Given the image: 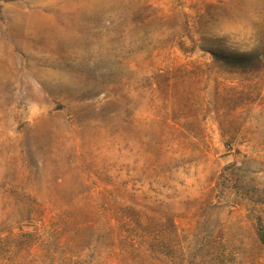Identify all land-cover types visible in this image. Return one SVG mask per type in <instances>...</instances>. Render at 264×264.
<instances>
[{
  "label": "rangeland",
  "instance_id": "obj_1",
  "mask_svg": "<svg viewBox=\"0 0 264 264\" xmlns=\"http://www.w3.org/2000/svg\"><path fill=\"white\" fill-rule=\"evenodd\" d=\"M18 24L0 264H264V0L0 1Z\"/></svg>",
  "mask_w": 264,
  "mask_h": 264
},
{
  "label": "bare ground",
  "instance_id": "obj_2",
  "mask_svg": "<svg viewBox=\"0 0 264 264\" xmlns=\"http://www.w3.org/2000/svg\"><path fill=\"white\" fill-rule=\"evenodd\" d=\"M29 26L25 25H14L11 29L8 31H4L2 28H0V60H3L5 57V53L7 52V45L9 44L10 40L11 43H16L17 41L22 38V40H25L28 36L29 31H27V28ZM26 44V43H25Z\"/></svg>",
  "mask_w": 264,
  "mask_h": 264
},
{
  "label": "trees",
  "instance_id": "obj_3",
  "mask_svg": "<svg viewBox=\"0 0 264 264\" xmlns=\"http://www.w3.org/2000/svg\"><path fill=\"white\" fill-rule=\"evenodd\" d=\"M0 1H10V0H0ZM246 55H241L242 58H244Z\"/></svg>",
  "mask_w": 264,
  "mask_h": 264
}]
</instances>
